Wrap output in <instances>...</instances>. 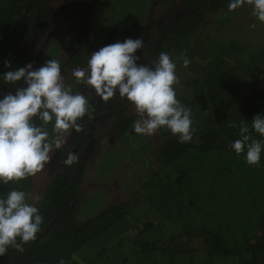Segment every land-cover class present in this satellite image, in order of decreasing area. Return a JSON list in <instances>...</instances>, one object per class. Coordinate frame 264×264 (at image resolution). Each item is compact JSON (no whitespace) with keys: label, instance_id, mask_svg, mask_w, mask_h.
<instances>
[{"label":"trees","instance_id":"trees-1","mask_svg":"<svg viewBox=\"0 0 264 264\" xmlns=\"http://www.w3.org/2000/svg\"><path fill=\"white\" fill-rule=\"evenodd\" d=\"M103 1L0 0V74L28 63L34 68L45 44L70 21L74 31L62 47L68 54L58 60L66 74L86 67L90 54L105 45L142 37L138 63L152 65L161 52L175 64L182 54L190 61L183 83L189 94L178 100L191 110L196 131L191 141L181 143L167 128L158 129L149 139L158 168L125 198L114 197L80 220L87 160L104 132L120 139L138 117L118 93L106 101L91 86L69 79L65 85L73 82V91L85 95L89 112L77 121L82 130L69 129L58 151V170L36 206L43 217L36 238L23 243L22 252L9 246L0 264H74L76 254L87 248L107 264H180L195 255L203 256L200 264H264V149L257 164H248L246 150L237 154L230 146L240 138L239 127L229 126L243 121L252 130V118L264 114V47L247 59L233 51L235 41L195 48L200 39L217 36L211 28L228 24L218 15L228 10L230 0H144L138 11L147 10L145 21L124 14L89 48L93 18ZM8 91L14 86L0 80V99ZM53 124L54 119L46 126L50 140ZM69 152L78 156L71 166L63 163ZM34 183V175L0 183V197L13 189L28 194ZM89 259L82 256L85 264H93Z\"/></svg>","mask_w":264,"mask_h":264},{"label":"clouds","instance_id":"clouds-1","mask_svg":"<svg viewBox=\"0 0 264 264\" xmlns=\"http://www.w3.org/2000/svg\"><path fill=\"white\" fill-rule=\"evenodd\" d=\"M249 5L252 14L264 22V0H230L228 10ZM254 28L255 25L253 24ZM144 47L143 38H125L105 45L90 54L86 67L74 68L72 76L95 93L108 100L115 94L131 102L138 119L134 122L137 134L153 135L167 128L178 135L179 142L191 141L196 129L192 126L191 110L177 98L173 88L179 83L176 65L170 56L161 52L152 64L138 63V50ZM181 59L189 64L186 55ZM11 68L9 60L4 61ZM0 80L14 86L0 99V183L19 181L35 175L50 160L53 145L60 149L66 142L64 134L69 129L82 130L77 121L89 112L87 98L65 85L58 60L47 59L39 67L32 63L0 74ZM23 82L18 85V82ZM34 118L42 123L37 125ZM55 136L50 140L46 126L53 122ZM240 138L231 142L237 154L245 153L246 162L255 165L264 149V114L252 118L251 129L243 121L239 125ZM252 131L260 138L253 136ZM78 156L69 152L63 163L71 166ZM38 201L39 196H33ZM43 223L34 204L28 203V194L13 189L0 197V256L9 246L23 251L22 244L36 238ZM63 264V261H61Z\"/></svg>","mask_w":264,"mask_h":264},{"label":"rangeland","instance_id":"rangeland-1","mask_svg":"<svg viewBox=\"0 0 264 264\" xmlns=\"http://www.w3.org/2000/svg\"><path fill=\"white\" fill-rule=\"evenodd\" d=\"M143 1L104 0L94 15L88 47H96L113 22L124 14L137 19L142 18L141 20L145 21L147 10L145 14L139 12L141 8L139 5ZM151 2L150 4L147 2L149 7ZM218 17L228 19V24H225L223 28H211V31L217 32V36L215 37L212 34L207 38L204 36L205 39H200L195 44V48H202L203 43L216 48L219 45H228L230 42L235 41V45H231V43L229 45L232 46L235 53H240L237 56L242 57V59H247L253 53L262 50L261 48L264 47V22H260L252 14L251 8H237L234 11L225 10ZM253 24L255 25L254 28L252 27ZM70 25H72L71 21L59 29L60 31L55 40L45 44L40 52L41 58L38 59L34 68L42 65L47 59L59 60L68 54V49H62V47L66 46V43L69 44V35L74 31ZM175 65V74L179 79V83L174 84L173 88L176 92V98L179 99L189 94L183 84L188 71L182 60ZM61 73L65 78V83L69 79L74 78L71 74L64 73V71ZM72 85L73 82H71L69 87ZM156 134L157 132L153 135L137 134L133 128L124 137L118 139L115 135L109 133L108 130L103 133L86 163V170L82 180L84 194L80 197V220L89 218L109 204L110 200L113 202L112 199L114 197L125 198L127 194L134 191V186L140 182L139 180L149 176L153 168H158V163L153 160L154 154L151 152L153 148L149 141V139L155 138ZM64 136L66 140L67 134L65 133ZM58 151L59 149H56L53 145V150L49 154L50 160L44 165L43 169L34 175L35 183L28 193V203L39 206L43 201L44 185L50 176L58 170V167L54 164ZM243 158L246 160V155ZM111 193L114 194L112 197H110ZM33 196H39V200H34ZM147 207V205L144 206V208ZM144 208H141V211ZM151 214L153 216L154 211H151ZM172 229L174 230V227ZM82 256L90 258L89 261L93 264H107L106 261H108L105 258H96L87 248L76 254L74 264H85L82 261ZM202 258L203 256L195 255L190 260L182 258L179 262L180 264H200L203 263L204 259Z\"/></svg>","mask_w":264,"mask_h":264}]
</instances>
